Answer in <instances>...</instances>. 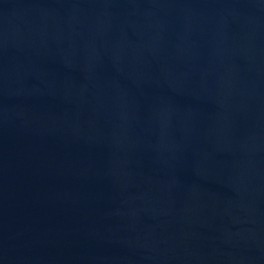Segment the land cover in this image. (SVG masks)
Returning <instances> with one entry per match:
<instances>
[{"label":"water","instance_id":"water-1","mask_svg":"<svg viewBox=\"0 0 264 264\" xmlns=\"http://www.w3.org/2000/svg\"><path fill=\"white\" fill-rule=\"evenodd\" d=\"M0 264H264V0H0Z\"/></svg>","mask_w":264,"mask_h":264}]
</instances>
